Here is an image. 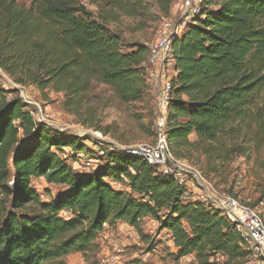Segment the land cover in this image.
<instances>
[{
  "label": "trees",
  "instance_id": "trees-1",
  "mask_svg": "<svg viewBox=\"0 0 264 264\" xmlns=\"http://www.w3.org/2000/svg\"><path fill=\"white\" fill-rule=\"evenodd\" d=\"M154 1L159 15L146 0H31L27 8L0 0V69L20 85L61 93L65 112L83 111L82 123L102 130L91 122L95 84L121 104L153 99L146 43L125 52L110 24L129 17L142 28L167 17L173 0ZM172 52L170 151L220 180L234 158L264 149V0H201ZM90 140L34 121L16 90H0V264H69L70 254L97 252L106 225L121 221L140 233L147 217L170 234L177 257L244 264L249 251L234 224L184 198L142 157L108 148L89 173L73 169L65 151L94 158ZM33 178L63 191L44 202Z\"/></svg>",
  "mask_w": 264,
  "mask_h": 264
},
{
  "label": "rangeland",
  "instance_id": "rangeland-1",
  "mask_svg": "<svg viewBox=\"0 0 264 264\" xmlns=\"http://www.w3.org/2000/svg\"><path fill=\"white\" fill-rule=\"evenodd\" d=\"M153 13L159 15L157 5L154 0H146ZM180 0H173L170 13L167 17L156 18L155 20H147L145 26L139 28L140 24L136 20L129 17H121L118 23L110 24V28L121 33L124 40L123 50L130 51L129 46L133 43L143 44L153 39L154 33L160 22L169 18L171 10L177 8ZM16 2L24 7H29L31 0H16ZM177 4V5H176ZM89 10H93L92 6H88ZM173 15L176 25L185 22L181 15V10L177 8ZM181 23V24H180ZM185 26L180 30V34L184 31ZM3 71V70H2ZM0 73V90L7 91V82L13 83L17 87L23 86L29 93L30 98L35 101L40 110L46 115L47 119L54 125L62 128L63 132L68 134L76 133L83 138L95 140L98 138L95 132L101 133L98 138L102 145L93 144L92 141H85L94 153L93 157L84 154H75L72 158L71 150H66L68 162L73 169L80 173H89L96 168L97 165L103 163L102 150H106L110 145L128 147L138 143L152 142L154 138V125L152 109L154 108V99L151 94H147L143 100H139L129 104H121L117 102L109 89L103 85L95 84L89 97L93 110L92 123L101 127L102 130L94 129L88 125H84L85 113L79 111V115L69 114L61 107L62 94L56 93L48 88L44 90L38 89L35 85H20L6 75ZM16 89L15 86H13ZM75 160V161H73ZM189 166L198 170L202 176L208 180L215 189L238 196L239 199L248 203H254L264 193V149L258 153L252 152L249 157L238 156L234 158L228 165L226 172L220 178L212 174L206 175L198 165ZM240 176L239 183L237 178ZM31 186L34 191L38 192L42 201L48 202L56 197L63 187L47 184L43 179L33 178ZM122 185L120 189H124ZM194 197L193 193L189 194ZM157 224L150 217L143 220L140 233L133 227L124 222L115 223L112 226H105L103 231L99 233L96 239L98 245L97 252L89 253L86 257L81 254H70L65 258L69 264H99L101 259L111 258L112 264H197L196 260L187 256L180 263V257L175 254V248L170 242V234L166 231H157ZM215 260L218 262L225 261L226 257L216 255ZM73 262V263H72ZM229 264H235L230 262Z\"/></svg>",
  "mask_w": 264,
  "mask_h": 264
},
{
  "label": "built area",
  "instance_id": "built-area-1",
  "mask_svg": "<svg viewBox=\"0 0 264 264\" xmlns=\"http://www.w3.org/2000/svg\"><path fill=\"white\" fill-rule=\"evenodd\" d=\"M200 2L201 0H180L177 8L181 10V15L185 20L184 23H180L182 26L174 23L172 17L176 12L175 10H178L174 7L171 10L170 17L160 22L153 39L146 43L148 56L145 64L149 68V82L154 99L153 141L128 147L112 144L109 149L142 157L163 175L172 177L181 185L184 198L202 201L219 210L234 224L242 239L243 248L249 251L244 264H264V193L254 205H251L239 199L238 196L215 189L198 170L191 168L186 160L175 157L168 144L167 112L174 76L172 43L175 37L180 35L181 28L192 22L194 17L199 14ZM0 73L4 75L1 69ZM5 87L17 91L18 96L28 105V111L34 121L44 123L63 132L62 128L54 126L47 119L46 115L40 110L39 105L30 98L29 93L23 86L17 87L13 83L7 82ZM66 133L68 134V132ZM73 134L76 135V133ZM95 134L98 138H101L100 132H95ZM98 138L94 141L96 144L102 145ZM239 179L240 176L237 178L238 183ZM115 186L121 187L118 183ZM190 193H193L194 197H190ZM186 257H180V263ZM112 263L111 258L99 261V264Z\"/></svg>",
  "mask_w": 264,
  "mask_h": 264
},
{
  "label": "crops",
  "instance_id": "crops-1",
  "mask_svg": "<svg viewBox=\"0 0 264 264\" xmlns=\"http://www.w3.org/2000/svg\"><path fill=\"white\" fill-rule=\"evenodd\" d=\"M119 222H121V221H118L117 224H118ZM170 242H171V241H170ZM171 243H172V242H171ZM72 257H75V256H72ZM72 257H69V256H68V259H71Z\"/></svg>",
  "mask_w": 264,
  "mask_h": 264
}]
</instances>
